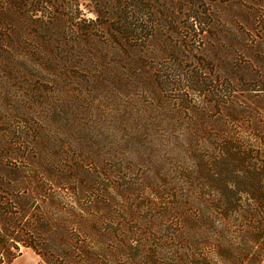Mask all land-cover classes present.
<instances>
[{
    "label": "rangeland",
    "instance_id": "1",
    "mask_svg": "<svg viewBox=\"0 0 264 264\" xmlns=\"http://www.w3.org/2000/svg\"><path fill=\"white\" fill-rule=\"evenodd\" d=\"M102 1L99 18L95 1L82 6L87 37L46 46L23 34L26 47L52 52L0 54V169L36 173L88 234L131 230L155 244L178 221L160 217L163 203L199 196L189 206L201 208L207 193L191 155L216 113L197 89L264 85V53L243 49L264 29V0H135L129 21L145 30L131 37ZM12 264L45 263L23 247Z\"/></svg>",
    "mask_w": 264,
    "mask_h": 264
},
{
    "label": "trees",
    "instance_id": "2",
    "mask_svg": "<svg viewBox=\"0 0 264 264\" xmlns=\"http://www.w3.org/2000/svg\"><path fill=\"white\" fill-rule=\"evenodd\" d=\"M92 1L99 18L102 9L98 4L103 1ZM87 2L90 0H0V54L52 52L26 47L23 34L44 39L46 46L54 39L87 37L83 26L90 19L84 17L82 8ZM135 3L106 0L107 16L115 11L124 15L121 23L116 17L108 19L118 24V34L128 32L131 37L133 32L145 30L129 21L127 10ZM65 9L70 15L63 14ZM258 31V38L243 45L251 54L264 53V29ZM260 58L255 57V62ZM243 84L234 78L209 91L197 89L199 94L211 96L216 113L211 121L200 124V132L210 134L202 137L191 155L192 169L196 174L198 169L206 180L207 193L202 195L201 208L200 201L196 209L189 206L199 196L187 206L179 200L163 203L160 217L167 221L169 215H176L178 221L155 244L147 235L131 230L119 238L109 227H97L94 235L88 234L82 218H62L71 207L62 209L55 192L36 173L28 176L16 169H0V264H12L23 247L31 248L45 264H262L264 85L256 89ZM197 112L206 115L202 108ZM75 223L78 232L74 233L70 227Z\"/></svg>",
    "mask_w": 264,
    "mask_h": 264
}]
</instances>
